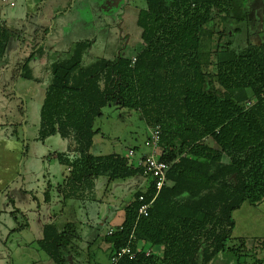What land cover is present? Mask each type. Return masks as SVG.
Here are the masks:
<instances>
[{
	"label": "trees",
	"instance_id": "16d2710c",
	"mask_svg": "<svg viewBox=\"0 0 264 264\" xmlns=\"http://www.w3.org/2000/svg\"><path fill=\"white\" fill-rule=\"evenodd\" d=\"M251 1L144 0L136 18L139 50L85 64L93 42L82 41L50 64L37 140L58 136L69 141L66 151L56 154L58 164L69 170L58 186L62 202L95 200L101 177L110 183L140 181L123 207L121 224L84 249L75 223L62 229L45 224L35 245L53 264H97L102 244L108 246L109 264L126 247L134 257L123 255L116 264H216L221 255L243 264L247 244L264 247V240L232 235L233 213L264 201V42L247 41L236 50L226 42L213 50L209 28L217 10L220 20L240 33ZM223 32L229 38L232 31ZM9 40L0 25V60ZM33 51L16 72L28 81L37 80L29 64L42 47L37 44ZM109 104L139 113L146 140L158 127L159 160L169 165L167 184L158 192L127 158L90 154L94 122ZM49 201L45 191L44 203ZM9 202L15 219L19 211L12 198ZM149 203L147 215L139 216L140 206Z\"/></svg>",
	"mask_w": 264,
	"mask_h": 264
},
{
	"label": "rangeland",
	"instance_id": "374dc122",
	"mask_svg": "<svg viewBox=\"0 0 264 264\" xmlns=\"http://www.w3.org/2000/svg\"><path fill=\"white\" fill-rule=\"evenodd\" d=\"M56 1V12L64 8L60 9L58 17L55 16L56 12L52 13L53 17H57L56 20L52 22L46 20L47 24L50 23L49 27L46 23H42V27L37 28L36 31L33 28L27 29L28 37L34 36V45L35 42H39L42 47V54H35L30 61L31 70L38 80L28 81L17 78L15 83L6 82V94L12 102L10 105L22 102L24 126L22 124V126H5L7 122L11 124L14 121L12 116L14 108L0 98V121L3 123V126H0V135L9 138L13 136L14 131H17L18 142L22 144L21 155L23 146L27 145L28 148L25 157L19 159V179L16 178L9 187L15 202L14 207L19 211V214L15 216L16 220L9 214L10 207L3 211L6 203L5 197L0 198V264H53L35 245L40 235L35 236L41 228L38 225L34 230L39 217L36 211L45 205L43 198L45 191H49L47 184H62L64 176L69 173L68 169L61 167L53 159L57 153L66 150L69 141L61 140L58 136H51L44 142L37 140L39 111L45 88L49 82L46 69L55 60L65 57L77 42H93L84 57L85 64L98 58L114 60L118 55L128 56L133 51L139 50L141 46V30L136 26V18L139 10L145 8L144 0H66V4L65 0ZM12 2L14 8L10 7ZM23 8L24 0H8V3L0 0V20L6 23L8 29L19 28L25 21L26 15L20 14ZM247 9L249 19L247 23L239 25L240 33L234 32L236 25L229 27V22L220 20L217 10L212 11V24L209 28L213 29L211 43L213 50L222 47L226 42H230V48L234 50L244 46L247 41L256 45L264 42V0H252L248 3ZM46 29L48 31L45 35ZM228 29L232 31L229 38L220 35ZM23 55L26 59L30 53ZM18 65L14 66L13 73L17 72ZM93 128L97 131L90 149V154L94 157L116 154L128 158V152L134 149V156L131 159L137 160L143 154L151 152L145 146L148 136L147 127L141 115L135 111L120 108L117 104H109L102 110L101 117L95 120ZM96 182L95 200H90L86 196L85 201L70 202L75 214L73 216L76 218L75 224L81 237L79 244L83 249L97 236H104L108 230L115 229L121 224L123 207L129 202L136 189L134 185L137 186L138 182L140 183L134 178L110 183L103 177L98 178ZM49 193L54 200L51 206L53 209L49 210L51 215L53 211L60 212L63 205L58 197H55L54 192L49 191ZM44 209L40 208L42 211ZM245 211L251 212L252 215L258 213L244 204L242 211L236 214L237 217ZM43 215H40V219ZM251 220L254 222L249 223L247 228V232L251 235L249 237L245 235L247 234L246 229L239 225L241 234L251 238L252 241L254 239L264 240V221L259 214ZM247 225L248 223H243V226ZM19 226L23 228L11 232ZM238 234V232L234 233L235 236H240ZM254 246L253 243L247 244L250 251L242 257L243 264H254L256 259L262 260L261 264H264V247ZM108 254V246L102 244L96 253L95 262L109 264ZM217 263L235 264V261L232 256L221 255Z\"/></svg>",
	"mask_w": 264,
	"mask_h": 264
},
{
	"label": "crops",
	"instance_id": "0c3cea01",
	"mask_svg": "<svg viewBox=\"0 0 264 264\" xmlns=\"http://www.w3.org/2000/svg\"><path fill=\"white\" fill-rule=\"evenodd\" d=\"M2 1L4 3H8V0H2ZM65 4H66V0H65ZM10 7L11 8L15 7L13 2L10 3ZM63 8L64 7L60 8V9H63ZM56 9H57V1L56 0H52V1H49V0H24V8L22 9V12L20 14L21 15L24 14L26 16H25V21L21 23V26L19 28H16L15 30H13L12 28L8 29V27L6 26V23L2 22L0 20V25L3 28H5L9 32V35H10V40H9V43L7 46L5 56L2 60H0V98L4 99L2 101L7 102L9 104V106H11V107L13 106V108H14V112L12 113V116L14 117V121H12L11 124L9 122H7L5 126L12 127V126L22 124L24 122V121H22V119H23L22 118V104H21L22 102L20 103L18 101L19 104L16 103L15 105H13V104L10 105V103H12V102H10V99H9L10 97H8V94H6L5 86L7 83H9V84L10 83L12 84V82L15 83L16 79L20 78V77H18V75H16V73H13L12 70H13L14 66L17 64L20 65V64L24 63L26 61V59L30 55H32V53H34V51H33L34 46L39 44V42H35V45H34V36L28 37L29 31H27V29L33 28L36 31L37 28L42 27V23L47 24L48 22H52L53 20H56V18L60 14V12H59L60 9H58L57 12H56ZM53 12L57 13L55 15V16H57L56 18L53 17V14H52ZM46 20L48 22H46ZM49 24H47L48 27H49ZM22 43H23V45H22ZM29 53H30V55L28 57H26V59H24L23 54H29ZM19 65H18V67H19ZM29 66H30V70H31L32 69L31 68L32 63L29 64ZM46 70H48V69H46ZM47 73H48V71H47ZM14 74H15V76H13ZM31 76L33 78H36L34 76L32 70H31ZM18 99L21 100V98H18ZM6 108H8V107H6ZM15 108H17V109L15 110ZM21 121H22V123H21ZM0 126H3V123L1 121H0ZM6 137L7 136L0 135V191L2 190L0 192V198L1 197L3 198V196L5 197L4 200L6 203L4 204L3 211L7 210L10 207V210H9V214H10L13 210V206L9 202V198L13 199V197L10 193L11 189L9 187H11L12 182L16 178H17V180L19 179V174H18L19 165L18 164L20 162L19 161L20 157H21V159L23 158L24 152L22 151V155H21L20 150L22 149V144H19V142L14 138L15 137L14 134H13V136H10L9 138H6ZM53 159L56 160V155L53 156ZM28 173L30 174V172H28ZM67 175H65L64 178H66ZM47 185L49 187V191L54 192L55 197L56 196L58 197V200L62 203L63 208L60 210V212L53 211V214L50 215L49 210H50V208L53 204V201H54L51 196H50L49 202L44 203L45 205H43L42 207H39V211H36L39 217L36 220L34 230H36L38 225H39V227L41 226L38 235L35 236V237H39V235H40V237L35 242H37L38 240H40L42 238V229H43V226L45 224H47L49 222L50 223L53 222L59 229H62L67 223H75V221H76L75 216H73L75 214H74V211L72 210L73 208L71 207L72 205L70 203L72 201H68L66 203L62 202V196H61V193L58 189V186L61 184L50 185V183H49ZM134 187H135V185H134ZM20 191H22V190H20ZM18 193L22 194L21 192H18ZM13 202H14V200H13ZM43 202H44V198H43ZM248 206H250V205H248ZM243 207H244V205L240 209L236 210L233 213L232 217L234 220V228L232 231V235H233V237H236V238L251 239V238H248L249 235H251V234L249 232H247V228L249 227V223L254 222L253 220H251L252 217H257L258 214L261 217V219L264 221V201L255 207L250 206V210H255L256 212H258L257 214L252 215L251 212L245 211L237 217L236 214H239L242 211ZM40 208H45V209L42 211V210H40ZM68 208H70V209L68 210ZM52 209L53 208H51V210ZM42 214H44V215L42 216V219H40V215H42ZM54 217H55V219H54ZM64 217H65V219H64ZM62 219H64V220H62ZM40 223H41V225H40ZM243 223H248V225L243 226ZM239 225H241V227H243V229H246L247 234H245V235H247L248 237L243 236L241 234ZM236 232H238L239 233L238 235H240V236H235L234 233H236Z\"/></svg>",
	"mask_w": 264,
	"mask_h": 264
},
{
	"label": "built area",
	"instance_id": "2783aa9c",
	"mask_svg": "<svg viewBox=\"0 0 264 264\" xmlns=\"http://www.w3.org/2000/svg\"><path fill=\"white\" fill-rule=\"evenodd\" d=\"M135 59L132 60L134 62ZM159 139V129L156 127L150 134V137L145 142V146L148 147L151 152L143 154L137 160L131 159L134 156V151L130 150L128 152V162L134 167L140 168L145 177L149 179L154 184L156 191L158 192L167 184V173L169 170V165L159 160L160 150L157 146ZM142 201V197L139 199ZM151 203L142 204L138 210L139 216H146L147 210L150 208ZM111 234V232H109ZM123 255H129L133 258V254L130 252L128 247L121 249L115 256L111 258V264H116L119 257Z\"/></svg>",
	"mask_w": 264,
	"mask_h": 264
},
{
	"label": "water",
	"instance_id": "95a60500",
	"mask_svg": "<svg viewBox=\"0 0 264 264\" xmlns=\"http://www.w3.org/2000/svg\"><path fill=\"white\" fill-rule=\"evenodd\" d=\"M22 124H23V126H24V122H23ZM24 145H25V143H24Z\"/></svg>",
	"mask_w": 264,
	"mask_h": 264
}]
</instances>
